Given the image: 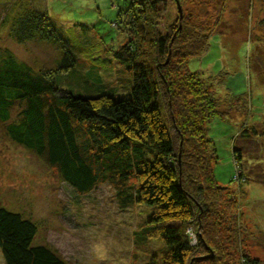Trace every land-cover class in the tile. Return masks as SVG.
Returning a JSON list of instances; mask_svg holds the SVG:
<instances>
[{"label":"trees","instance_id":"1","mask_svg":"<svg viewBox=\"0 0 264 264\" xmlns=\"http://www.w3.org/2000/svg\"><path fill=\"white\" fill-rule=\"evenodd\" d=\"M188 1L127 0L117 9L111 24L116 37L98 64L87 51L80 53V44L72 41L71 47L60 36L39 0H23L19 9L10 3L15 9L0 12V30L15 43H48L59 59L53 67L33 68L0 48V123L13 143L41 158L75 192L108 184L122 208L143 207L133 246L157 244L146 264H264L250 250L253 231L240 207L239 185L252 180L243 173L241 150H232L238 188L218 185L206 129L216 117L245 119L246 96L216 98L225 74L188 70L212 34L184 21ZM168 3L175 20L161 32L157 19ZM106 71L120 73V81L105 84ZM68 74H83L95 93L63 88ZM17 104L23 108L12 120ZM259 132L244 120L236 139L264 138ZM36 233L34 222L0 204L3 264H66L49 247L32 245Z\"/></svg>","mask_w":264,"mask_h":264},{"label":"rangeland","instance_id":"2","mask_svg":"<svg viewBox=\"0 0 264 264\" xmlns=\"http://www.w3.org/2000/svg\"><path fill=\"white\" fill-rule=\"evenodd\" d=\"M22 2L0 0V12L8 7L15 9L10 3L19 9ZM126 2L39 0L51 21L60 28V36L67 38L69 45L72 41L80 44V53L87 51L96 64L104 60L102 53L109 51L116 37L111 24L118 7L122 8ZM185 5L184 21L197 32H212L206 52L189 60L188 70L200 71L203 77L225 74L224 86L214 89L216 98L225 94L246 96L245 119L236 114L232 120L216 117L206 129L207 138L213 143L216 161L212 167L218 185L238 188V183L233 181L236 168L232 150L233 147L241 150L243 173L253 181L239 185L243 191L240 207L246 226L253 231V237L248 239L254 244L250 250L254 257L264 261V138L236 139L244 120L258 133L264 132L261 125L264 122V0H189ZM173 7L168 3L159 12L157 28L161 32L175 20ZM0 48L11 51L33 68L53 67L59 59L50 44L39 40L15 43L7 36L6 29L0 30ZM86 69L82 66L78 71L84 74ZM108 71L101 72L105 84L120 81V73ZM83 74L63 77L62 87L94 94L92 85L83 83ZM17 105L12 120L23 108ZM5 127L6 124L0 123V204L35 223L37 233L32 245L49 247L66 264H146L148 252L157 244L146 242L144 246H133V233L145 219L143 207L122 208L116 202L112 185L108 184H100L86 194L75 192L41 158L13 143ZM0 264H3L1 253Z\"/></svg>","mask_w":264,"mask_h":264}]
</instances>
